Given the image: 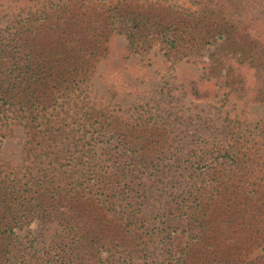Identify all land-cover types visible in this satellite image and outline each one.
<instances>
[{
  "label": "trees",
  "instance_id": "trees-1",
  "mask_svg": "<svg viewBox=\"0 0 264 264\" xmlns=\"http://www.w3.org/2000/svg\"><path fill=\"white\" fill-rule=\"evenodd\" d=\"M14 1L0 9V264H264L235 235H214L206 208L216 202L225 222L240 221L264 242V117L244 130L253 146L231 135L208 140V155L202 143H177L171 124L135 136L142 123L107 111L81 72L114 33L132 46L157 38L168 58L190 50L216 76L234 71L233 60L264 71V43L252 28L264 24V0H185L181 12L135 0ZM194 10L212 16L207 30L193 25ZM230 41L232 55L223 57ZM257 100L264 107V88ZM17 130L24 158L12 166L2 151ZM93 132L115 150L105 152L106 141L88 146ZM179 228L185 241L176 242ZM230 249L240 250L233 261L221 256Z\"/></svg>",
  "mask_w": 264,
  "mask_h": 264
},
{
  "label": "rangeland",
  "instance_id": "rangeland-1",
  "mask_svg": "<svg viewBox=\"0 0 264 264\" xmlns=\"http://www.w3.org/2000/svg\"><path fill=\"white\" fill-rule=\"evenodd\" d=\"M107 1L116 3L121 0H94L96 3ZM20 2L34 3L35 1L21 0ZM15 3L14 0H0V9L6 8L5 12H8L7 6ZM135 3L150 11L160 5H171L181 12L185 0L131 2L132 5ZM194 12L195 27L198 25L205 31L213 24V18L207 11L194 10ZM206 14L208 17L205 16ZM176 21L179 22V19ZM260 21L253 23L252 28L254 37L259 36L264 43V24ZM98 44L93 61L81 70V72L87 70V75L93 78L90 83L93 92L91 97L95 96L97 101H103L108 106L107 111L125 114L127 117L123 119V122L142 123L135 136L139 133L148 134V130L157 126L171 124V137H178L177 143H186L190 148H194L197 143H202L208 155H210L207 147L210 144L208 140L233 142L234 139L230 137L234 135L243 145L253 139V135L248 137L243 134L244 130L248 131V127H254L264 117V107L257 100L260 90L264 88V71L251 67L248 61L241 63L233 60L234 71L232 70L228 75L223 73L216 76L218 72H210L211 61L197 54L192 58L189 57L186 53L190 50H182V52L176 50L168 58L165 54V45L157 38L132 46L125 36L114 33L106 34ZM231 44H233L232 41L223 49V57L232 55L234 46H230ZM221 61L222 59H219L218 62ZM225 77L229 79L228 83ZM241 78L244 80V89L236 90L237 87L242 86ZM231 125H236V128L232 130ZM240 126L243 129L239 134ZM19 134L17 130V136L6 140L2 151L4 162L12 166L20 164L24 158L23 143ZM93 136L97 138L89 141L88 146L97 142L98 148L104 145L103 141H106L107 144L112 143V145L104 151L108 152L110 148L115 150L116 144H113V139H105L94 132ZM247 145L253 146V141ZM217 146L221 147L222 144ZM214 154H218V150ZM210 160H208L209 164H211ZM200 179L203 185H207L206 178L200 177ZM261 184H264V179ZM206 208H210V212L215 213L212 218L216 221L214 235L219 234L222 237L235 235V245L242 246L246 253H253L251 256L257 259L263 257L264 242H253L246 234V227L243 230L240 228V221L235 223L236 220L227 218L225 222L216 202H210ZM149 210L153 211L152 203L149 205ZM156 215L157 212L148 214L151 221ZM36 228L39 229L40 226L37 225ZM178 233L180 238L176 242L185 241L188 238V233L182 232L180 228ZM229 243L234 247L232 242ZM229 243H227L228 248H230ZM239 251L230 249L223 251L221 256L230 253L232 255L229 261H233ZM243 260L247 261L248 258L244 259L243 256Z\"/></svg>",
  "mask_w": 264,
  "mask_h": 264
}]
</instances>
